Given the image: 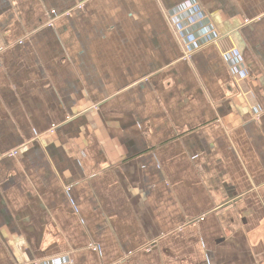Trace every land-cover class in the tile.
Segmentation results:
<instances>
[{"label": "crops", "instance_id": "crops-1", "mask_svg": "<svg viewBox=\"0 0 264 264\" xmlns=\"http://www.w3.org/2000/svg\"><path fill=\"white\" fill-rule=\"evenodd\" d=\"M0 264H264V0H0Z\"/></svg>", "mask_w": 264, "mask_h": 264}, {"label": "built area", "instance_id": "built-area-1", "mask_svg": "<svg viewBox=\"0 0 264 264\" xmlns=\"http://www.w3.org/2000/svg\"><path fill=\"white\" fill-rule=\"evenodd\" d=\"M49 25H50V27H52V26H53V25H52V23H50ZM92 247H93L94 249H96V247H95V246H92Z\"/></svg>", "mask_w": 264, "mask_h": 264}]
</instances>
